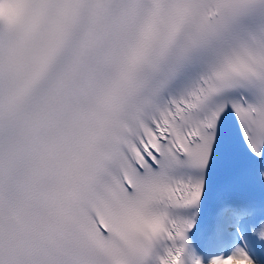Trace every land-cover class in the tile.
<instances>
[{"label": "snow or ice", "instance_id": "1", "mask_svg": "<svg viewBox=\"0 0 264 264\" xmlns=\"http://www.w3.org/2000/svg\"><path fill=\"white\" fill-rule=\"evenodd\" d=\"M0 264H264V0H0Z\"/></svg>", "mask_w": 264, "mask_h": 264}]
</instances>
